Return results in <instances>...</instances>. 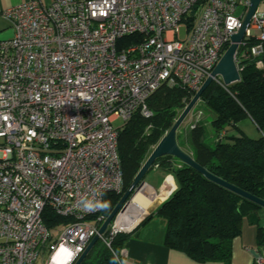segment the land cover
I'll return each mask as SVG.
<instances>
[{"label": "built area", "instance_id": "built-area-1", "mask_svg": "<svg viewBox=\"0 0 264 264\" xmlns=\"http://www.w3.org/2000/svg\"><path fill=\"white\" fill-rule=\"evenodd\" d=\"M248 6L249 0H27L3 11L11 35L0 39V264L76 261L106 219L102 211H83L80 201L122 192L114 122L136 111L149 117L147 99L161 85L193 96ZM131 35L141 39L120 42ZM249 38L256 42L239 51ZM262 53L264 12L257 9L238 44V74L239 58ZM131 201L98 238L120 261L125 249L115 253L111 241L136 224L120 225ZM45 208L68 221L47 228ZM257 254L255 263L264 264V251Z\"/></svg>", "mask_w": 264, "mask_h": 264}, {"label": "trees", "instance_id": "trees-1", "mask_svg": "<svg viewBox=\"0 0 264 264\" xmlns=\"http://www.w3.org/2000/svg\"><path fill=\"white\" fill-rule=\"evenodd\" d=\"M141 35L126 36L120 42L138 41ZM119 42V43H120ZM249 48L256 41L245 40ZM260 59L261 66L256 65ZM240 79L228 86L212 81L202 92V109L213 114L207 129L200 107L192 111L201 119L190 122L180 130L179 146L189 153L200 166L224 181L264 199V53L260 57L247 55L238 59ZM183 87L161 85L147 99L149 117L136 111L118 127L117 152L122 169V192L106 193L103 201L111 212L122 194L152 151L153 147L171 128L175 119L191 99ZM194 108V107H193ZM249 118L260 132L252 138L245 134L239 122ZM193 125L191 127L190 125ZM172 156L158 158L154 164L170 170L176 189L154 211L164 222V245L181 251L196 262H229L232 240L240 235L244 217L257 224L258 253L264 250V227L258 225L260 206L208 180L201 173ZM47 228L66 223L48 208L42 214ZM129 233H118L111 241V249L118 253L124 247ZM114 255L101 241L90 249L80 264H112Z\"/></svg>", "mask_w": 264, "mask_h": 264}, {"label": "crops", "instance_id": "crops-1", "mask_svg": "<svg viewBox=\"0 0 264 264\" xmlns=\"http://www.w3.org/2000/svg\"><path fill=\"white\" fill-rule=\"evenodd\" d=\"M24 1L27 0H0V39L8 38L11 35L9 22L3 16V11ZM41 1L47 5L53 0ZM258 11L264 12V0L259 4ZM198 102L201 103L200 100ZM240 129L247 134L242 127ZM180 130H183V127ZM257 131L259 132L258 129ZM177 133L181 134L180 131ZM177 133L176 140L179 144L180 136L177 137ZM174 165L179 166L180 161H174ZM143 182V195L148 203L144 207V198L140 195L136 196V203L144 208L138 207L133 202L135 205L133 217L139 215L140 217L129 232V238L124 245L125 259H128L130 264H256V257L251 253V250H254L255 253L259 251L256 242L257 224L250 222L247 217L242 219L240 235L232 240L229 262H196L183 252L166 247L164 245V222L153 213L176 189L175 178L170 170L152 165L144 176ZM257 216L258 225L264 227V208L257 211Z\"/></svg>", "mask_w": 264, "mask_h": 264}, {"label": "water", "instance_id": "water-1", "mask_svg": "<svg viewBox=\"0 0 264 264\" xmlns=\"http://www.w3.org/2000/svg\"><path fill=\"white\" fill-rule=\"evenodd\" d=\"M262 0H249L248 9L243 17L241 27L239 30L232 34L230 37V43L227 46L226 50L212 69L210 75L203 81L199 89L194 93L189 102L180 112L178 117L175 119L171 128L164 134V136L158 141V143L153 147L152 151L148 155L147 159L142 164L141 168L135 175L133 181L122 194L116 205L113 207L111 212L108 214L106 219L100 225L98 229V234L95 235L87 244L83 252L79 255L76 261L73 264H80L93 245L97 242L99 235L103 234L112 219L120 211V209L131 200V198L139 191L141 185L144 183L143 179L148 170L152 167L154 162L163 156H172L177 158L182 163L193 168L197 172L201 173L208 180L238 194L239 196L251 201L252 203L264 208V199H261L247 191L232 185L223 179L211 174L205 168L200 166L189 153L184 151L177 143L176 133L186 116L191 112L195 104L200 100L202 92L209 86V84L214 81L216 77L221 78L222 83L225 86H228L232 83L237 82L240 79L238 71L235 65V55L237 52L238 44L242 41L245 30L248 28L252 15L258 9L259 4ZM251 253L256 257L258 254L254 250H251Z\"/></svg>", "mask_w": 264, "mask_h": 264}, {"label": "rangeland", "instance_id": "rangeland-1", "mask_svg": "<svg viewBox=\"0 0 264 264\" xmlns=\"http://www.w3.org/2000/svg\"><path fill=\"white\" fill-rule=\"evenodd\" d=\"M183 36H184V31H183V28H181V30H180V37H183ZM202 106L203 105L201 103L199 104V102H197L195 104L193 110L196 107H200L202 109ZM202 110L204 111V112H202V119H206L207 120V122H206L207 129H209V122L212 120L213 114L210 111H205L204 109H202ZM191 112L186 116V118L184 119V121L182 122V124L180 125V127L178 128L177 132L180 131L181 127H185V126H187L190 123L191 118H192L191 117V115H192ZM120 124H121V121L120 120H116L114 122V126H116V127H118ZM238 124H239L240 127H242L245 130V132L247 133L248 136H250L252 138H257L259 136L260 133L257 131V128L255 127V125L252 123V121L250 119L245 118L242 121H240ZM210 131L211 130L209 129V132ZM142 193H144V191H142ZM139 217H140V215L137 216L136 218L139 219Z\"/></svg>", "mask_w": 264, "mask_h": 264}, {"label": "clouds", "instance_id": "clouds-1", "mask_svg": "<svg viewBox=\"0 0 264 264\" xmlns=\"http://www.w3.org/2000/svg\"><path fill=\"white\" fill-rule=\"evenodd\" d=\"M80 206L85 212L92 211H108L110 209V202L93 199H83L80 201ZM112 264H130L128 259H124L123 261L119 260L118 256H114L112 260Z\"/></svg>", "mask_w": 264, "mask_h": 264}, {"label": "bare ground", "instance_id": "bare-ground-1", "mask_svg": "<svg viewBox=\"0 0 264 264\" xmlns=\"http://www.w3.org/2000/svg\"><path fill=\"white\" fill-rule=\"evenodd\" d=\"M140 195L144 198L145 202H144V207L146 206V204L148 203L147 199L144 197L143 193L137 192L133 197H132V201L129 204V206H127L124 210V212H122L121 214V218H120V225L122 228L124 229H129L134 223H136V221L138 220L136 217H133L134 213H135V205L134 203L141 208H144L143 206L139 205L138 203H136V196ZM134 202V203H133ZM143 214V213H141ZM132 216V218H131ZM137 219V220H135Z\"/></svg>", "mask_w": 264, "mask_h": 264}]
</instances>
